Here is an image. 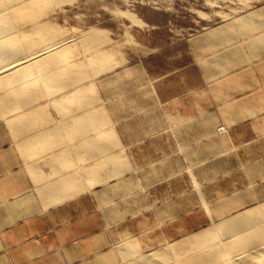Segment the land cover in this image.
Wrapping results in <instances>:
<instances>
[{"label": "rangeland", "instance_id": "rangeland-1", "mask_svg": "<svg viewBox=\"0 0 264 264\" xmlns=\"http://www.w3.org/2000/svg\"><path fill=\"white\" fill-rule=\"evenodd\" d=\"M24 2L27 4L22 15L11 22L21 41L5 51L20 55L12 59L11 70L0 72V121L10 124L16 138L17 134L24 136L21 143L25 139L28 145L29 141L31 154L42 155L39 163L58 162L64 168L59 146L70 148L66 153L71 160L67 172H73L79 165H90V154L103 145L111 150L118 142L121 144L126 153L125 167L117 170V163L110 162V174L106 176L112 178L90 189L95 199L96 232L108 234L106 228L110 226L113 257L119 259L118 245L124 243V238L138 241L144 253L150 254L161 246L215 230L217 223L240 218L264 203L254 197L252 190L264 189L263 184L248 185L241 183L240 178L221 175L230 170L231 153L220 155L215 151L214 138L205 150H200L197 123L184 137L177 128L178 121L168 118L169 112L182 107L175 100L184 87L182 66L195 65L192 57L183 54L188 39L208 32L204 41L211 48L245 45L249 34L242 21L250 19L253 7L264 0ZM257 23L258 30H264V22ZM92 30H96L94 36L102 48L112 51L109 66L98 61L90 44L82 41ZM63 38L64 46L71 49L63 51L58 45L53 51L46 50L47 45ZM26 48L29 50L21 54ZM69 62L73 66L65 68ZM53 64L62 66L59 74L40 79L38 69ZM230 74L215 71L213 66L207 73V97L212 98L207 104V129L220 123L216 112L220 105L214 97L239 93L243 98L253 91L224 89L213 84L216 79L231 77ZM187 75L193 88L198 73L191 70ZM76 80L84 84L78 93L70 90L52 98L54 94L47 91L62 81L70 84ZM19 88L26 92H19ZM79 93L88 94L80 100L82 103L95 100L98 105L95 117L84 119L80 131L86 132L89 126L87 131L90 129V136L98 138L95 139L98 142L80 146L77 151L72 149L78 134L71 114L82 104L78 98L73 99ZM186 94L191 101L185 106L193 111L196 94L193 91ZM33 95L36 96L32 100ZM36 112L39 118L33 116ZM59 121L62 125L57 127ZM106 122L112 130L101 138ZM92 125L100 130H93ZM48 129H56L50 132L51 141L45 140L50 133L40 135ZM227 132L225 125L217 127V133ZM79 157L84 160L79 161ZM201 159L206 161L205 166H199ZM260 219L264 222V213ZM121 262L111 264H124Z\"/></svg>", "mask_w": 264, "mask_h": 264}, {"label": "crops", "instance_id": "crops-1", "mask_svg": "<svg viewBox=\"0 0 264 264\" xmlns=\"http://www.w3.org/2000/svg\"><path fill=\"white\" fill-rule=\"evenodd\" d=\"M253 8L250 19L242 21L249 34L245 45L211 48L204 41L208 32L188 39L183 54L192 57L195 65L182 66L184 87L175 99L182 107L169 112L168 118L178 121L177 128L184 137L197 123L200 150H205L214 138L215 151L220 155L231 153L230 170L222 176L240 178L248 185H264V30L257 27V22H264V3ZM212 66L215 71L232 73L229 78L216 79L215 86L253 91L243 98L239 93L214 97L220 105L216 111L220 123L207 129V104L212 100L207 97V73ZM191 70L198 73L193 88L187 77ZM192 91L196 94L193 111L185 106L191 101L186 93ZM220 124L228 128L226 134L217 133ZM17 136L9 123L0 121V264L118 261L110 249V226L106 228L108 234L96 232L94 192L90 188L77 192V185L71 182L64 190L58 176L62 174L61 163L29 162L32 150L25 139V143L20 142L24 136ZM187 142L183 141V146ZM201 165L205 166L206 161L201 159ZM252 190L257 200H264L263 188Z\"/></svg>", "mask_w": 264, "mask_h": 264}, {"label": "bare ground", "instance_id": "bare-ground-1", "mask_svg": "<svg viewBox=\"0 0 264 264\" xmlns=\"http://www.w3.org/2000/svg\"><path fill=\"white\" fill-rule=\"evenodd\" d=\"M25 4L27 3H25L24 0H0V72H3L5 69H7V71L11 70V68H13V65H11L12 59L14 60L20 55L19 52L18 54L5 51L10 47L19 45L20 42H18V40L21 41L16 37V30L11 22L14 17L19 16V14L22 15V12L25 10ZM94 31L96 32V30H92L82 41L87 45L90 44L98 61L104 62L109 66L112 62V51L102 48L99 42H97L98 37H95L97 32L94 33ZM63 43H65L64 38L55 40L53 43L46 46V50L53 51L58 45L63 48V51L71 49L69 45L64 46ZM15 49H18V47ZM25 50L29 49H24L21 54H25ZM52 54L53 52L50 53L48 57L50 58ZM53 65L54 66L40 67L38 69V77L40 79H49L58 75L62 66ZM68 66L73 65L69 62L65 64V68H68ZM77 77H79V73L77 74ZM53 86L52 89L47 90L52 95L54 94L52 98L55 97V95L57 96L60 92L63 95V93L65 94L70 90L75 91L73 93H78V90H80L84 84H82V81L80 82V80H76L70 84L63 83L62 81L58 85ZM19 92H26V90L19 88ZM87 95L80 93L77 95L74 94L73 99L76 97V99L78 98L79 100L78 102L82 103L80 100H84ZM35 96L36 95H33L32 100ZM94 102L95 100H90L89 102L87 101L86 104H80V106L74 111L73 115L71 114V117L74 119V121H72L73 127L77 129L76 135L78 134L77 142L73 145L72 149L78 151L80 146H90L98 142L95 140L98 138L90 136V129L87 131L89 126L87 127L86 132H80L84 125L83 120H90L95 117L94 114L96 113L98 105H95ZM33 116L39 118V113L36 112ZM59 124L60 121L56 124L57 127ZM61 125L62 123L60 126ZM104 125V127H106L108 125L107 122L104 123ZM101 127L103 128V125ZM93 128H95L94 125H92V129ZM93 130L99 131L100 129L96 127ZM110 130L112 129L108 126L106 130H102L100 133L101 138H104ZM54 131H56V129H48L47 132L40 133V135H45ZM52 134L53 133L47 134L45 140L51 141L49 138L53 136ZM100 135H98V137ZM59 147V152L63 154L62 162L66 169L65 171L63 168L62 174H58L64 185V190H66V186L68 183L70 184V182L77 185L75 188L77 192H82L87 188L92 189L100 183L109 181L112 176L108 175L109 177H107L106 174H110V162L117 163L115 166V169L117 170H121L125 167L124 158L126 157V153H124L123 147L119 142L116 147L111 150L103 145L96 153L90 154V157L88 158L91 161V163H89L90 165H79L73 172H67L71 160L67 158L66 153L71 149L62 146V144ZM78 153L80 155V152ZM30 157L29 161L31 163H39L43 160L41 159L42 155L39 154H31ZM82 160L84 159L79 157V161ZM97 173L99 175H97ZM65 198H63V200H65ZM263 213L264 203L256 208L253 207L252 210L242 214L240 218L228 219L227 221L217 223V226H214L215 230L211 229L209 232L190 236L187 239L174 244L159 246L160 248L150 254L144 253L142 245L138 243V241L124 238V243L118 245L120 246L119 260L124 264H264V222L260 219V216Z\"/></svg>", "mask_w": 264, "mask_h": 264}]
</instances>
